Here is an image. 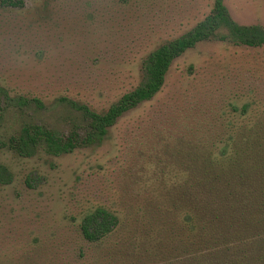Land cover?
Segmentation results:
<instances>
[{
	"label": "rangeland",
	"instance_id": "rangeland-1",
	"mask_svg": "<svg viewBox=\"0 0 264 264\" xmlns=\"http://www.w3.org/2000/svg\"><path fill=\"white\" fill-rule=\"evenodd\" d=\"M224 3L238 23L264 27V0ZM211 6L212 0H23L21 8L0 6V85L10 95L46 104L44 110L6 111L2 138L24 122L58 133L81 123L56 101L61 96L105 110L141 81L149 51L190 29ZM249 96L264 99V45L206 41L175 58L160 91L121 115L101 145L30 157L0 148V163L12 175L0 183V264H33L36 256L34 264H93L76 232L81 214L122 202L126 191L136 194L161 170L174 169L168 153L175 145L218 134L231 106ZM106 264L138 263L123 255Z\"/></svg>",
	"mask_w": 264,
	"mask_h": 264
},
{
	"label": "trees",
	"instance_id": "trees-1",
	"mask_svg": "<svg viewBox=\"0 0 264 264\" xmlns=\"http://www.w3.org/2000/svg\"><path fill=\"white\" fill-rule=\"evenodd\" d=\"M0 6L21 8L23 0H0ZM206 41L258 48L264 45V27L238 23L224 0H212L209 12L190 29L148 52L141 81L105 110L58 97L81 122L66 133L24 122L2 138L6 111L44 110L46 104L38 97L10 95L0 85V148L30 157L101 145L121 115L160 91L175 58ZM224 121L218 134L175 145L168 153L174 169L161 170L140 192L126 191L122 202L81 214L76 232L89 246L93 264L123 255L138 264H264V99L249 96L240 107L232 105ZM11 176L0 163V183ZM78 256L83 259L85 251Z\"/></svg>",
	"mask_w": 264,
	"mask_h": 264
}]
</instances>
